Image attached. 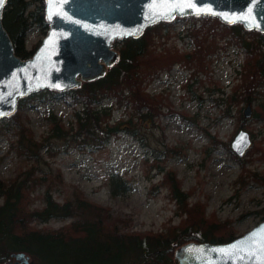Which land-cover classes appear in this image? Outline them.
<instances>
[{
  "label": "trees",
  "instance_id": "obj_1",
  "mask_svg": "<svg viewBox=\"0 0 264 264\" xmlns=\"http://www.w3.org/2000/svg\"><path fill=\"white\" fill-rule=\"evenodd\" d=\"M33 1L6 0L2 12V21L13 41L14 51L21 57L29 56L40 42L31 49L24 44L26 32L32 25H37L43 33L47 29L43 0L28 9ZM188 17L200 19V26H192L186 31L193 42L190 50H180L167 44L170 34L168 30H160L180 17L148 25L138 37L114 40V44L121 42L115 64L103 76L62 92L75 103L83 102L81 109L74 111V125L66 126L51 111L47 115L49 133L36 139L31 128L23 122L22 117L26 115L20 109L27 102L36 97L58 95L57 91L48 89L19 98L18 109L7 120L0 119V134L10 131L16 135L9 142L10 149L14 148L18 155L29 161L28 166L18 169L13 177L0 178V260H8L11 252L23 251L29 255V262L24 264H175V248L187 241L220 242L236 236L230 219H220L214 212L207 216L204 202H189L190 190L181 187V180L172 168L163 172L158 184L167 186L168 194L176 202L178 213L182 216L179 223L166 225L165 231L125 229L131 222L130 216L114 214L109 206L92 200L73 184L68 185V194L62 201L51 194L55 185L66 187L67 184L60 169L51 166L44 157L43 150L46 155L52 156L69 144L81 149L84 145L91 149L100 148L110 137H117L119 131L136 135L133 117L153 119L162 113L163 105L169 112L185 115L184 111L174 109L170 102H164L161 94H150L145 90L150 79L163 70L169 71L176 62L191 68V75L202 72L213 81L209 67L212 55L233 43L243 48L244 58L239 81L233 86L228 101H250L261 91L264 86V32L245 29L239 22L226 24L210 15ZM108 96H112L117 105L131 106L126 119L110 122L111 107H96L102 98ZM239 118L241 122L238 126L246 127V119L242 115ZM258 118H264V107L261 105L255 108L251 119ZM211 137L215 145L225 144L231 156L240 163L237 181L245 184L251 178L264 182V172L258 176L244 166V160L233 152L230 144ZM52 138L63 139L64 147L54 144ZM165 147L164 150H154L153 159L147 163V171L152 167L157 171L163 169L159 162L162 159L160 153H179L182 149L172 144H165ZM258 151V157L264 158L261 141L251 144L246 154L250 156ZM42 182L45 183V204L31 208L34 200L31 192ZM110 182L115 193L127 188L120 177L117 180L112 177ZM258 211L263 218L264 206ZM56 215L73 219L59 227L31 223L34 217L45 220Z\"/></svg>",
  "mask_w": 264,
  "mask_h": 264
},
{
  "label": "rangeland",
  "instance_id": "obj_2",
  "mask_svg": "<svg viewBox=\"0 0 264 264\" xmlns=\"http://www.w3.org/2000/svg\"><path fill=\"white\" fill-rule=\"evenodd\" d=\"M39 3L40 0H34L28 9ZM176 17L180 18L160 30H168L167 44L175 45L180 50H190L193 42L186 31L192 26H200V19L188 15ZM43 35L37 25H32L25 35L26 48L31 49ZM120 44V41L113 43L117 49ZM243 58V48L230 43L212 55L209 67L213 81L202 72L191 75V68L176 62L169 71H161L146 83L148 93L161 94L164 102H170L174 109L184 111V116L167 111V106L163 105L162 113L153 119L133 117L136 135L119 131L117 137H110L100 148L91 149L84 145L81 149L69 144L52 156L46 155L43 150L44 157L51 166L60 169L67 184L66 187L55 185L51 191L52 197L62 201L68 194V185L73 184L92 200L109 206L114 214L130 216L131 222L125 229L165 231L166 225L179 223L182 216L178 213L176 202L169 196L167 186L158 184L163 172L172 168L181 180V187L190 190L189 202H204L207 216L214 212L220 219H230L236 234L256 224L263 215L258 210L264 206V182L251 178L245 184L237 181L240 163L231 156L225 144L215 145L211 140L212 135L230 144L237 130L244 128L249 131L252 144L261 141L264 146V118L251 119L256 107H264V86L250 101L235 103L227 99L239 81ZM62 92H58L57 96L36 97L20 109L26 115L22 117L23 122L31 128L36 139L49 133L47 115L51 111L66 126L74 125V111L80 110L83 102L75 103ZM248 103L251 105V115L244 116ZM104 106L111 107L110 122L126 119L131 111L129 104L117 105L112 96L102 98L96 105L97 108ZM142 110L145 111V108ZM239 115L246 119V127L238 126L241 122ZM8 117L0 119L7 120ZM14 138L16 135L10 131L0 134L2 179L13 177L18 169L26 168L29 163L14 148L10 149L9 142ZM52 141L64 147L63 139L52 138ZM165 144L178 145L182 148L181 152L160 153L162 159L159 162L163 169L157 171L152 167L147 171V163L153 159L154 150H164ZM259 153L254 152L249 156L245 152L241 156L244 166L258 176L264 172V158H259ZM112 177L123 179L127 188L113 192ZM44 195L45 183L42 182L31 192L34 200L30 207L43 206ZM72 219L57 215L45 220L34 217L31 223L59 227ZM3 262L7 260H0V263Z\"/></svg>",
  "mask_w": 264,
  "mask_h": 264
},
{
  "label": "water",
  "instance_id": "obj_3",
  "mask_svg": "<svg viewBox=\"0 0 264 264\" xmlns=\"http://www.w3.org/2000/svg\"><path fill=\"white\" fill-rule=\"evenodd\" d=\"M160 0H43L47 29L34 51L21 57L2 21L0 5V118L18 108V100L39 90L65 91L103 76L115 64L116 38L138 37L145 27L176 16L210 15L221 22H239L245 29L264 32V0H174L159 8ZM192 6L189 7L188 5ZM251 105L244 116L251 115ZM243 138V140H242ZM252 137L239 128L230 147L243 156ZM15 258L12 261V258ZM29 262L23 251L7 262ZM175 264H264V217L227 241L190 240L174 250Z\"/></svg>",
  "mask_w": 264,
  "mask_h": 264
},
{
  "label": "snow or ice",
  "instance_id": "obj_4",
  "mask_svg": "<svg viewBox=\"0 0 264 264\" xmlns=\"http://www.w3.org/2000/svg\"><path fill=\"white\" fill-rule=\"evenodd\" d=\"M172 3H174V0H160V2L157 4V7L159 8H169L171 7ZM3 4V0H0V5ZM189 7H191L192 5L189 4ZM243 140V138H242Z\"/></svg>",
  "mask_w": 264,
  "mask_h": 264
}]
</instances>
